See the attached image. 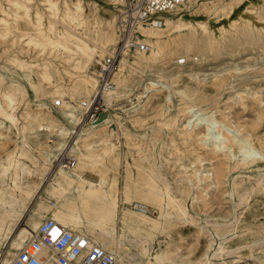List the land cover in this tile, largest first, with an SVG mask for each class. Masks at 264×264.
<instances>
[{
    "label": "rangeland",
    "instance_id": "obj_1",
    "mask_svg": "<svg viewBox=\"0 0 264 264\" xmlns=\"http://www.w3.org/2000/svg\"><path fill=\"white\" fill-rule=\"evenodd\" d=\"M16 1L18 0H0V6L9 5L10 13L6 16L7 22L4 23L0 20V90L12 89L15 92V113L19 120L17 125H14L8 133L9 139L8 137L0 139V146L6 142L16 150L21 151L23 148L24 154L21 158L32 165L30 158L32 154L44 158L43 151L36 149L37 140L42 137V141L49 140L48 143L54 145L57 136L48 138L45 135L47 133L55 134L60 125L68 126L69 122L65 111H71L74 106L75 112L83 124L82 115L85 110H81L79 102L81 99H85L86 94H81L76 98L68 95L80 72V68H77L76 65L81 64L79 63L81 53L77 51L64 52L54 44L46 47L36 46V48L27 45V33L32 32L31 30L35 27L31 21L37 20L34 15L35 8L31 10L33 17L29 15L28 17L25 16L24 19L19 18L17 17ZM61 2L62 0H59V3ZM120 2L115 3V0H88L83 10L88 22L81 29V34L90 38L114 33L116 36L117 12ZM32 5L44 12L43 22L45 24L49 17L55 16L54 10H52L54 6L52 9L51 7L47 8L40 3V0H34ZM174 12L170 11L166 16H172ZM177 12L175 16L181 17L187 23V27L180 33L173 32L170 35H167L168 30L165 31L164 39L168 40V43L164 54L156 58L150 66H146L143 73L129 74L128 69H126L125 73L128 74L127 86H118L122 94L113 98L112 102H107V105L103 107L104 110L99 114V118L104 113L110 116L115 111L121 115V122H118L119 128L114 129L116 135H113L114 137L110 135L109 125L108 127H100L103 125H99L100 128L97 127V131L81 140V143L100 140L90 150L88 160L94 161L95 158H98V154L108 146L107 140L113 138L112 140L119 150L118 160L121 162L119 167L112 165V155H104L102 164L89 163L88 166L78 167V171L84 172L92 179H97L103 172L110 179L107 184L109 192L123 193L124 196L123 186L125 187L126 180H128L132 187L139 189V191H134V196L126 203L123 202L125 198L122 197L121 207L125 206L137 212L131 204L133 201H140L149 205L148 213L153 216L159 214L156 205L148 200H140L136 196L144 187V179H138L135 175L137 166L141 165L138 160L144 154L149 156L148 159L156 161L158 167L162 166V171L165 172L167 180L173 185L186 172L181 163L190 165L192 161H195L197 167H200L199 161L204 158L203 162H209L207 163L208 166L216 165L214 166L216 170L218 159L214 158L212 153H200L197 141L192 140L185 143L181 140L182 138L178 133L180 126L177 124L185 118L187 113L179 112V119L181 120L178 122L169 124L163 122L165 120L164 115L160 112L165 106L164 91L147 101L148 93L145 92L141 84V79L146 76L145 74L165 72L169 76L177 70L184 69V79L175 85L177 92L173 96L174 112H178V107L184 105L186 100L189 102L196 101L201 108L205 109V112L211 113L215 110L216 116L228 123L231 129L234 124L239 126L246 124L247 126L249 123H253L256 125L253 128L264 134V56H262L264 55V0H193L179 7ZM4 15L5 12L0 9V19ZM198 21H203L206 28H202ZM111 22L112 25H110ZM245 23H248L251 28L233 46L231 52L226 51V47L223 50L220 48L219 50H211L209 53L205 51V48H202V44L206 43H204L205 39L203 41L200 39L205 38L208 34L219 42H211L206 46L218 45L223 47V43L220 41L223 42ZM72 27L75 26L72 25ZM259 33H261L262 38L257 42H250ZM146 37L145 35L144 38ZM180 37L185 39V42H179ZM20 38L25 39L21 40ZM186 39L190 41L186 43ZM136 50L128 53L130 58L137 56ZM150 52L151 49L147 51V54ZM186 53H189L190 56H185ZM18 54L21 55L22 63L12 59ZM107 54L104 53L98 59H102ZM175 56L187 60L183 63H173V60L177 59ZM44 58L46 59L43 60ZM47 59L52 61L50 62L52 77L49 79L50 81L43 82L39 78V71L42 68L41 62H46ZM36 60L39 61V64L35 66L33 62ZM98 64L100 62L92 60L90 62L91 69L97 68ZM55 67H59L61 70L54 71ZM190 72H198L199 76L191 77L188 75ZM221 78L225 79V83L217 88L213 81ZM185 82H189V86L192 88L187 91L186 96L182 97L179 90L185 88ZM249 90L256 92L254 96L261 99V105L256 103V98L249 96ZM242 96L247 97L241 100ZM57 97L62 98L69 107L62 105L60 108H54L52 102ZM142 104L143 107L136 112V116L129 118L127 111L122 112L125 108L138 107ZM137 116L141 117L134 123L129 121ZM42 123L44 125L50 124V127L45 126L43 130L37 131L38 126ZM96 124L98 125V120ZM89 125L87 124L85 127ZM105 125L107 126V123ZM6 126L3 118L0 117V130H7ZM123 132H128L129 135ZM24 140L29 141L26 146L23 145ZM258 145L264 151V141ZM200 154L203 155L199 157ZM0 156L6 158L7 153L2 149ZM59 157V160L51 163L45 172L44 182L38 190V195L30 201L26 215L13 225L11 234L14 237L24 223L35 219L42 221L46 217L53 216V208L50 206L51 199H47L50 196L45 189V184L47 186L46 181L51 176L52 171L64 159L62 154ZM211 158L215 160L213 163ZM69 160L68 158L67 162ZM128 161L132 165L127 166ZM148 162L149 160H146L143 164H148ZM66 168L68 169V167ZM230 168L231 171H229ZM191 171L193 170L189 172ZM224 172L225 176L218 180V183H214L209 192L201 189L207 185L206 182L191 192L181 191L182 186L175 187L174 194L181 195L183 202L189 204L188 210L191 219L163 221L155 229L150 252H154L157 248H164L167 251V258L171 257V264H201L208 250V228L211 227V224L214 222L223 224L239 218L238 227L224 236L226 245L233 252L215 258L213 261L241 264L244 260H251L255 264H264V159L256 162L252 168L226 166ZM260 179L263 180L260 181ZM233 180L235 181L234 184ZM241 193L244 198L240 201L239 194ZM192 195L200 196L199 203L194 206L188 202ZM79 199L78 195L71 194L66 202L74 204ZM200 216L209 222L204 221L203 228L197 224ZM119 225L120 221L117 224L118 230ZM71 227L79 229L77 224ZM10 236H4L0 240V261L1 256L8 254L9 251L12 258L19 249V247L11 245L14 237L10 238ZM217 241H220V238H217ZM140 248V246L134 247L133 250L139 255Z\"/></svg>",
    "mask_w": 264,
    "mask_h": 264
},
{
    "label": "bare ground",
    "instance_id": "obj_2",
    "mask_svg": "<svg viewBox=\"0 0 264 264\" xmlns=\"http://www.w3.org/2000/svg\"><path fill=\"white\" fill-rule=\"evenodd\" d=\"M33 1L34 0H18L15 2L18 8L17 17L19 18L24 19L25 16L28 17L29 15L33 17L31 10L35 8L34 15L35 18L37 17V20L31 21L35 27L31 30L32 32L27 33L28 38H26V43L29 46H35V48L36 46L46 47L47 45L53 46L52 44H54L64 52L70 53L72 51H77L81 53L79 58V63L81 64L76 65L77 68H80V72L68 92V95L72 98H76L81 94H86L85 99H81L79 102L81 110H85L82 101L89 100L90 96L96 92L99 83L98 70L97 68L91 69L90 62L92 60L101 62L102 59H98V57H102L104 53L116 55L114 47L119 39L118 31L116 36L114 33L92 38L81 34V29L85 27L88 22V18L83 12L88 0H62L61 3H59V0H40V3L47 6V8L51 7L52 9V6H54L52 10H54L53 13L55 16L49 17L46 24L43 22L44 12L40 8L33 6ZM120 1L123 2V0H115V3H119ZM192 1L193 0L189 2ZM8 6L9 5L0 6V9L5 12V15L0 19L4 23L7 22L6 16L10 14ZM178 8L179 7L171 10L175 11L172 16H165V26L142 27L144 35L147 36L144 40L148 43L151 52L147 54V51L137 49V56L134 58L129 57V51L123 54L120 58L118 70L113 76L115 86L105 93V98L108 103L112 102L113 98L122 94L118 86H127L128 74L125 73L126 69H128L129 74L143 73L146 66H150L156 58L164 54L166 44L168 43V40L164 39L165 31L168 30L167 35H170L173 32L180 33L187 27V23H185L181 17L175 16L178 13ZM198 23L202 28H206L203 21H198ZM72 25L75 27H72ZM110 25H112V22ZM250 28L251 26L248 23L240 26L238 31L232 33L227 39L223 40V42L220 41L223 43V47H219L218 45L211 47L206 46L211 42H219V40H216L208 34L205 38L200 39L201 41L205 39L204 43H206L202 44V48H205V51L209 53L211 50H219V48L223 50V48L226 47L225 50L231 52L233 46L247 34ZM222 29H224V27H222ZM24 31L26 32V30ZM261 38L262 35L259 33L250 42H257ZM20 39L23 40L25 38ZM189 41V39H186V43ZM179 42L183 43L185 39L180 37ZM22 49L24 48L22 47ZM50 52L49 54H51ZM15 56L12 58L13 61L22 63L21 55L18 54ZM185 56L189 57L190 55L186 53ZM175 57H177V59L173 60V63H179L181 57ZM45 59L46 58L43 60ZM183 59H185L186 62L187 59ZM38 62L39 61L36 60L33 64L36 66L39 64ZM50 62L52 61L48 59L46 62H41L42 68L39 71V78L43 82L52 77ZM60 70L59 67H55L54 69V71L57 72ZM183 71L184 69L177 70V72L169 76H167L165 72L157 74L147 73L145 74L146 76L141 79V84L145 92L148 93L147 101L157 97L159 93L164 91L165 106L160 112L164 115V123L169 124L178 122L181 120L179 119V112L187 113L185 118L177 124L180 126L178 127V133L182 138L181 140L185 143L195 140L197 141L200 153L205 152L214 154V158L218 159L216 170L214 168L216 165L212 164L208 166L207 163L209 162H203L204 158H198L200 159V167H197L195 161H192L190 165L181 163V166L186 172H184L181 179L176 180L175 185H173L167 180L165 172L162 171V166L158 167L156 161L148 159L149 156L144 154L138 160L141 165L137 166L135 170L137 178L144 179V187L136 196L139 197L140 200L153 202L159 214L153 216L148 213L149 211L141 212L136 210L137 212H135L131 208L125 206L121 207V198H125L123 202L126 203L134 196V191L138 192L139 189L132 187L131 183L126 180L125 187L123 186L125 196L123 193H110L107 186L110 179L105 176L103 172L100 173L97 179H92L84 172L78 171V167L88 166L89 163L102 164L104 155H112V165L114 167H119L121 165V162L118 160L119 150L116 148V143L112 140L113 138L107 140L108 146L98 154V158H95L94 161L88 160L90 150H92L93 146L97 145L100 140L81 143V140L86 139L87 135L97 131L99 125H103L100 127H108L109 125V133L114 137L113 135H116L114 129L119 128L118 122H121V115L117 111L112 112L110 116L104 113L102 117L98 119V125H89L85 127V124L81 123L78 114L75 112L76 108L73 106L71 111H65L68 117V126L60 125L55 134L47 133L45 135L48 138L57 136L54 145L48 143L49 140L42 141V137L37 140L36 149H41V151H43L44 158L37 154H32L30 157L32 165H29L21 158L24 154L22 152L23 148L21 151L16 150L14 147L11 148L6 142H3L4 144L0 146V152H2L3 149V151L7 153L6 158L0 156V240L4 238V236L11 235L10 238L14 237L13 234H11L13 225L26 215L30 201L38 195V190L44 182L45 172H47L49 165L59 160V155L62 154L64 157L70 159L69 162L67 165H64V161L61 160L58 166L52 171L51 176L47 179V186L45 184V189L50 196L47 199H51L50 206L53 208L52 217L70 228H73L71 226L77 224L81 231L93 235L95 240L106 250L115 254V264H153L155 261V264H171V257L167 258V251L164 248H157L154 252H150V245L154 238L153 234L155 229L163 221L170 219L177 221L191 219L188 210L189 204L183 202L181 195L174 194L175 187L182 186L183 189H181V191L191 192L193 189H198L200 184L206 182L207 185L201 187V189L209 192L214 183H218L217 181L225 176L224 169L226 166L232 168H252L256 162L264 159V151L258 145L259 143L262 144L264 141V134L259 132L258 129L253 128L256 126L253 123H249L247 126L246 124L240 126L234 124V127L231 129L228 123L224 120H220L216 116L215 110L211 113L205 112V109L201 108L196 101L189 102L186 100L184 105L182 104V106L178 107L179 111L177 110L178 112H174L175 104L173 102V96L177 92L175 85L184 79ZM198 74V72L188 73L191 77ZM224 83V78L213 81V84L217 88L224 85ZM191 88L192 86H189V82H185V88L179 90L182 97L186 96L187 91ZM255 93V91L249 90V96L251 98H256V103L261 105V99L255 97ZM247 96H242L241 100ZM15 104L16 95L12 89L0 90V117L3 118L7 125V130H0V139L7 137L9 139L8 133L11 131L12 127L18 123L19 117H17L15 113ZM62 105L65 107L67 106L65 101ZM142 107L143 104L138 107L133 106L131 108H125L123 111H127V115L130 118L136 116V112L141 110ZM140 117L141 116L131 118L129 121L134 123ZM107 122L111 123L106 126L105 124ZM45 126L48 128L50 124H40L37 131L43 130ZM77 126H79V128L75 131L74 128ZM123 133L126 135L128 134V132ZM28 142V140H24L23 145L26 146ZM202 155L203 154H200L199 157ZM146 160H149L148 164H143ZM214 161L215 160L212 159V163ZM130 165H132V163L128 161L127 166ZM66 167H68V169ZM190 170L194 172H189ZM229 171H231V168ZM261 180L263 179H260V181ZM159 181L163 183H159ZM234 183L235 181L233 180V184ZM71 194L79 196L80 199L78 202L74 204L66 202L68 196ZM243 198V194H239V200L241 201ZM199 201L200 196L198 195H192L188 200L192 206L199 203ZM134 202L140 201H133L132 203ZM147 206L149 208V205ZM118 221H120L119 230L117 229ZM204 221L209 223L207 219L200 216L197 220V224L203 228ZM238 221L239 218H236L231 222L223 224L217 222L211 224V227L208 228V250L201 264H229L228 261L218 263L213 261V259L223 257V255L233 252V250L226 245V238L224 236L238 227ZM40 222L39 219H35L24 223L18 232L15 233L11 245L20 248L27 238L37 230ZM217 238H220V241H217ZM138 246L141 247L139 255L133 250L134 247ZM10 254L11 252L9 251L8 254L1 256L0 264H10ZM235 261L237 260L235 259Z\"/></svg>",
    "mask_w": 264,
    "mask_h": 264
},
{
    "label": "built area",
    "instance_id": "obj_3",
    "mask_svg": "<svg viewBox=\"0 0 264 264\" xmlns=\"http://www.w3.org/2000/svg\"><path fill=\"white\" fill-rule=\"evenodd\" d=\"M191 0H123L117 12L118 42L116 55H105L98 70V87L89 100L82 101L85 111L83 124L95 125L99 114L107 105L105 93L113 88V76L118 70L120 58L126 51H148L142 27H162L165 16L174 8L186 5ZM180 63L185 59H180ZM119 97V96H118ZM63 100L57 97L52 105L60 108ZM123 112V110H122ZM111 122H107L110 124ZM79 126L74 128L76 131ZM74 131V133H75ZM73 133V134H74ZM64 165L68 158L64 157ZM141 212L149 211L141 202L131 204ZM116 256L98 243L94 236L79 229L63 225L53 217L42 219L37 230L23 243L11 258L10 264H115ZM241 264H255L244 260Z\"/></svg>",
    "mask_w": 264,
    "mask_h": 264
}]
</instances>
